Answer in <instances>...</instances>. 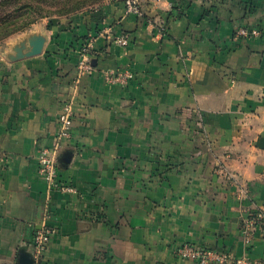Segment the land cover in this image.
<instances>
[{
    "label": "crops",
    "instance_id": "crops-1",
    "mask_svg": "<svg viewBox=\"0 0 264 264\" xmlns=\"http://www.w3.org/2000/svg\"><path fill=\"white\" fill-rule=\"evenodd\" d=\"M139 3L141 18L112 0L0 44V264H33L43 223L54 234L39 264H191L175 256L184 244L264 260V228L250 246L240 235L264 208V0ZM238 27L261 36L236 40ZM87 35L94 70L75 84ZM124 70L126 86L105 82ZM70 101L64 193L35 156Z\"/></svg>",
    "mask_w": 264,
    "mask_h": 264
},
{
    "label": "built area",
    "instance_id": "built-area-1",
    "mask_svg": "<svg viewBox=\"0 0 264 264\" xmlns=\"http://www.w3.org/2000/svg\"><path fill=\"white\" fill-rule=\"evenodd\" d=\"M125 13L135 17H142L143 13L139 0H122ZM261 36L260 30L256 28L238 27L234 33V39L251 40L257 39ZM114 44L121 47H126L129 40L126 36L115 37L112 39ZM95 37L87 35L84 40L79 43L77 53L78 62L76 66L77 84L80 78L91 74L94 67L91 59L96 55L94 52ZM108 84H116L126 86L132 79V74L127 71H118L116 73H107L104 77ZM73 103L66 102L57 117V133L54 142L50 148H41L38 150L35 159L38 164V174L47 184L49 189H56L64 193L74 192V188L66 183L60 181L58 171V156L66 142L72 138L71 127L73 123ZM233 179V177L228 176ZM257 228H264V208H257L253 211H247L245 217L240 224V235L245 246H250L253 241V234ZM54 231L43 223L37 228L33 235L32 241V259L33 264H39L44 255L47 246L53 236ZM175 256L191 264H264V260L257 262H249L245 258L236 259L230 254L218 251L215 249H208L206 247L197 246L194 244H184L175 249Z\"/></svg>",
    "mask_w": 264,
    "mask_h": 264
},
{
    "label": "rangeland",
    "instance_id": "rangeland-1",
    "mask_svg": "<svg viewBox=\"0 0 264 264\" xmlns=\"http://www.w3.org/2000/svg\"><path fill=\"white\" fill-rule=\"evenodd\" d=\"M108 1L112 0H0V22L6 23L12 29L23 26L31 28L43 20L68 17L77 10H92ZM80 3L83 4L80 10H70ZM2 42L1 39L0 44Z\"/></svg>",
    "mask_w": 264,
    "mask_h": 264
},
{
    "label": "trees",
    "instance_id": "trees-1",
    "mask_svg": "<svg viewBox=\"0 0 264 264\" xmlns=\"http://www.w3.org/2000/svg\"><path fill=\"white\" fill-rule=\"evenodd\" d=\"M83 4H79L78 6H75V7H71L70 10H74V9H77L79 8H82ZM27 8H30V6H27ZM78 11V10H77ZM77 11L73 12V13H77ZM80 12V11H78ZM30 28L28 27H21V28H17V29H12V28H9V26L6 24V23H2V21L0 22V40L2 39L3 41L5 39H7L8 37L12 36L13 34H15V32L18 33V31L21 33V32H25L27 30H29Z\"/></svg>",
    "mask_w": 264,
    "mask_h": 264
},
{
    "label": "water",
    "instance_id": "water-1",
    "mask_svg": "<svg viewBox=\"0 0 264 264\" xmlns=\"http://www.w3.org/2000/svg\"><path fill=\"white\" fill-rule=\"evenodd\" d=\"M42 42L43 40L40 38H37L36 40H34V43L32 45L31 56L40 53Z\"/></svg>",
    "mask_w": 264,
    "mask_h": 264
}]
</instances>
